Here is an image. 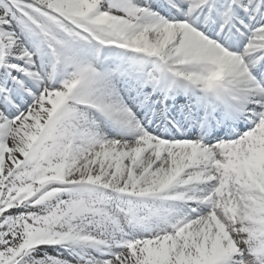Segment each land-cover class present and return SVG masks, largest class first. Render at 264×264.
<instances>
[{"label": "snow or ice", "instance_id": "obj_1", "mask_svg": "<svg viewBox=\"0 0 264 264\" xmlns=\"http://www.w3.org/2000/svg\"><path fill=\"white\" fill-rule=\"evenodd\" d=\"M0 264H264V0H0Z\"/></svg>", "mask_w": 264, "mask_h": 264}]
</instances>
